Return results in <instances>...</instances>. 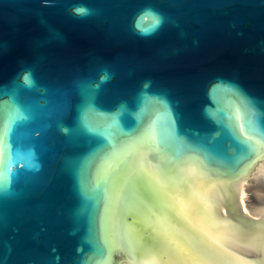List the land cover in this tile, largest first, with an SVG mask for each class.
Here are the masks:
<instances>
[{"label":"water","instance_id":"water-1","mask_svg":"<svg viewBox=\"0 0 264 264\" xmlns=\"http://www.w3.org/2000/svg\"><path fill=\"white\" fill-rule=\"evenodd\" d=\"M258 163L264 0H0V264H264Z\"/></svg>","mask_w":264,"mask_h":264},{"label":"rangeland","instance_id":"rangeland-1","mask_svg":"<svg viewBox=\"0 0 264 264\" xmlns=\"http://www.w3.org/2000/svg\"><path fill=\"white\" fill-rule=\"evenodd\" d=\"M258 164L260 165L261 163H258ZM258 164L255 166V168L253 169L251 174L247 177V180L244 184L245 185V192L247 195L245 203H246V206H247L249 211L256 210V209H264V204L256 203L253 200V198L254 197L256 198L258 195H264V191L259 190V186L264 187V183H260L263 180V177L261 174V170L257 169V167L259 166Z\"/></svg>","mask_w":264,"mask_h":264},{"label":"bare ground","instance_id":"bare-ground-1","mask_svg":"<svg viewBox=\"0 0 264 264\" xmlns=\"http://www.w3.org/2000/svg\"><path fill=\"white\" fill-rule=\"evenodd\" d=\"M258 170H261L262 177L264 178V163L259 165ZM245 182H246V179L244 180V182L241 181V182L238 183V186H239L238 198H239L240 206H241L242 210L246 214H249V215H252V216H260L262 213H264V209H256V210L249 211L247 206H246L245 201H246L247 195H246V192H245V185H244ZM259 190L260 191H264V187L263 186H259ZM207 198L213 200V196H212L211 191H207Z\"/></svg>","mask_w":264,"mask_h":264},{"label":"flooded vegetation","instance_id":"flooded-vegetation-1","mask_svg":"<svg viewBox=\"0 0 264 264\" xmlns=\"http://www.w3.org/2000/svg\"><path fill=\"white\" fill-rule=\"evenodd\" d=\"M262 181H264V178H263ZM262 181H261V182H262ZM258 197H259V198H258ZM261 197L264 198V195H258L256 198L254 197L253 200H254L256 203L264 204V201H263L264 199L261 200V199H260Z\"/></svg>","mask_w":264,"mask_h":264}]
</instances>
